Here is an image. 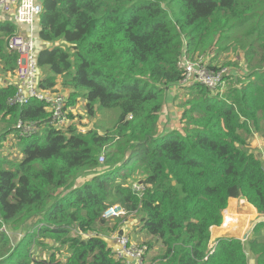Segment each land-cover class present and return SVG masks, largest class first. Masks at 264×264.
Instances as JSON below:
<instances>
[{
  "label": "trees",
  "instance_id": "16d2710c",
  "mask_svg": "<svg viewBox=\"0 0 264 264\" xmlns=\"http://www.w3.org/2000/svg\"><path fill=\"white\" fill-rule=\"evenodd\" d=\"M38 26L39 89L68 92L67 118L84 101L90 118L101 110L116 119L101 134L54 129L44 104L13 106L15 85L0 86V139L13 134L22 145L16 165L0 160V264H123L99 233L77 235L93 233L113 205L137 215L142 236L160 247L152 264H248L247 250L264 264V241L209 246L230 199L264 216V149L263 160L249 150L255 135L264 141V0H43ZM17 29L0 21L5 75L15 69L6 40ZM231 46L243 48L245 73L224 92L186 87L180 129L160 132L167 90L183 78L179 61L204 56L215 70L213 53ZM135 165L141 180H129ZM134 183L145 186L141 198Z\"/></svg>",
  "mask_w": 264,
  "mask_h": 264
},
{
  "label": "built area",
  "instance_id": "2783aa9c",
  "mask_svg": "<svg viewBox=\"0 0 264 264\" xmlns=\"http://www.w3.org/2000/svg\"><path fill=\"white\" fill-rule=\"evenodd\" d=\"M41 0H0L1 21H10L19 29L7 38L6 51L16 56L15 69L11 73L14 80L15 92L9 101L11 105L22 107L31 101L45 105L50 114L48 125L54 129L65 128L67 124L65 107L68 103V94L40 90L38 83L41 73L37 64L36 41L38 35V21L42 12ZM208 60L204 56L189 59L183 57L178 68L183 73L180 87L186 88L200 85L211 91L222 92L225 82L226 70L208 67ZM226 74V75H225ZM23 133L34 132V125H17ZM255 137V136H254ZM256 138V137H255ZM145 186L140 183L132 185V191L141 198ZM127 213L119 205L109 206L102 214L103 219H113L125 216ZM117 249L113 250L114 256L123 264H146L145 255L148 251L146 246H139L128 234L115 237ZM248 258V253H245Z\"/></svg>",
  "mask_w": 264,
  "mask_h": 264
},
{
  "label": "rangeland",
  "instance_id": "374dc122",
  "mask_svg": "<svg viewBox=\"0 0 264 264\" xmlns=\"http://www.w3.org/2000/svg\"><path fill=\"white\" fill-rule=\"evenodd\" d=\"M236 37L240 39L238 34H236ZM243 53H244L243 48H240L238 46H231L224 51L213 53L215 57L210 66L217 65V68H220L219 71L226 70V72L231 73L229 76L226 77L227 80H225L224 85L222 86V89L224 91L228 86H230L233 83V80L239 78L240 77L239 75L245 73V64L242 59ZM1 68L2 67L0 65V86L5 85V83L6 84L10 83L9 80H7L6 78V75L1 72ZM181 94H182V90H180L179 95L175 96L173 100H171L169 105L164 107L161 116V125H159L160 132H163L164 130L171 131V130L180 129L179 117H180L181 109L178 107V105L181 104L186 99L185 95L182 96ZM67 105H70V103L68 102ZM168 106L170 107L175 106L172 115H169V111L167 109ZM72 107L75 113L71 114L72 119L69 117L67 118L66 116L67 124L65 127L75 128L79 133H85L88 131H95L99 134L104 133V131L112 127L116 119L115 113L110 111L101 112V110L96 112L95 117L90 118L84 109V101L83 103L81 102L78 105H74ZM4 128H5L4 123L0 121V133L5 131ZM255 136L256 138L253 137L251 139V142L249 144V150L257 159L263 160L262 154H263L264 145L260 143L261 138L258 135ZM37 137L39 138V142H43L44 132L40 131L37 134ZM21 148L22 145L17 142V139L16 140L14 139L13 134H11L10 136L7 135L5 138L0 139V160H4L7 163H11L13 164V166L16 165L21 160ZM110 152L111 150L103 151V156L105 157L106 154H109ZM6 167L9 166L6 165ZM132 167L133 165H130L120 170V176L118 180L122 181L125 176H128L132 172ZM142 174L143 171L140 170L138 165H135V170L133 171V177L129 178V180H136V179L141 180ZM261 219H264V217L258 216L256 218H251V225L248 226L249 229L246 235L247 238H250L251 240L255 239L257 241H263L264 239L263 228L258 229V231L254 230L256 226L255 224L258 222V220ZM138 222H139V218L137 215L126 214L125 216L120 218H113L110 220L104 219L103 224H99L93 228V230L91 231L93 233H86L82 235L74 232V235L77 234L78 236L81 235L82 237H89L88 235L94 236L95 235L94 232H97L100 234L101 238L107 243V246L110 247L113 251L117 249V243L115 237H117L120 232L123 234H128L131 240L134 241L137 245L147 247L148 251L145 255V263L152 264L155 260V259L153 260L152 258H157V254L160 247L155 242L149 243L146 241V238L142 236L140 232V227ZM22 232L23 231L12 232L11 240L13 243L17 242L18 239L23 236ZM148 245L153 248L149 249ZM35 256L47 258L48 252L38 250L35 252ZM253 257L255 258L254 255ZM64 258H65V250H62L60 253H58V255H56V259L58 261L64 262ZM249 263L254 264V260L251 259Z\"/></svg>",
  "mask_w": 264,
  "mask_h": 264
},
{
  "label": "crops",
  "instance_id": "0c3cea01",
  "mask_svg": "<svg viewBox=\"0 0 264 264\" xmlns=\"http://www.w3.org/2000/svg\"><path fill=\"white\" fill-rule=\"evenodd\" d=\"M42 1L43 0L40 1L41 4H42ZM0 18H1V15H0ZM38 23H39V21H38ZM38 31H39V26H38ZM42 46H43V44H41L39 42L38 35H37V41H36L37 50H39ZM6 78H7V80H9V82H10L9 84H14V80L10 74H6ZM5 85H6V83H5ZM5 85H2V86H5ZM184 89L185 88H182L180 86L179 87H175V86L170 87L167 90L165 106L169 105L171 100H173V98L175 96L179 95L180 90H182V92H183ZM177 90H178V92H177ZM58 92L68 93L66 90L61 91L60 88H58ZM79 103H81V102H79ZM167 109L169 111V115H172L173 110L175 109V106H171V107L168 106ZM8 136H10V135H8ZM260 143L262 145H264V141L260 140ZM248 216H249V219H248ZM258 216H260V215L257 214L256 210L251 205L246 203L245 201L237 200V199H230L228 201V205H227L226 210L223 212V222H222L221 226L211 227V229H210L209 246H211V247L214 246L215 241L217 239L222 238V237H228V236H230L229 238L232 237L235 239H239L242 242L248 241V239H250V238H247L246 235H247V232L249 229L248 226L251 225V218H256ZM261 221H264V219L258 220V222H261ZM263 231H264V228H263ZM245 236H246V239L243 241V238ZM263 236H264V233H263ZM263 241H264V239H263ZM246 245H247V242H246ZM246 252L248 253V258H247L248 264H250L249 262L251 259H253L254 264H256L255 258L253 257L252 253L249 252V250H247Z\"/></svg>",
  "mask_w": 264,
  "mask_h": 264
},
{
  "label": "water",
  "instance_id": "95a60500",
  "mask_svg": "<svg viewBox=\"0 0 264 264\" xmlns=\"http://www.w3.org/2000/svg\"><path fill=\"white\" fill-rule=\"evenodd\" d=\"M261 222H263L264 223V221H261ZM261 222H257L255 225H257L258 223H261ZM124 234L123 233H119V235L117 236V237H121V236H123ZM246 239V236L243 238V241Z\"/></svg>",
  "mask_w": 264,
  "mask_h": 264
}]
</instances>
